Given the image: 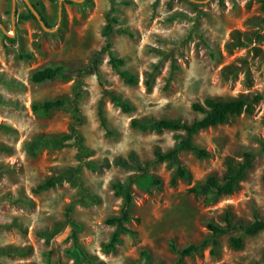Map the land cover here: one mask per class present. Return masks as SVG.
<instances>
[{"label": "rangeland", "instance_id": "374dc122", "mask_svg": "<svg viewBox=\"0 0 264 264\" xmlns=\"http://www.w3.org/2000/svg\"><path fill=\"white\" fill-rule=\"evenodd\" d=\"M110 16L117 23L106 35ZM263 18L259 0H0V264H88L75 259L71 235L94 264L137 262L142 250L150 264H174L171 244L204 241L184 264H264V229L247 235L239 228L264 219ZM110 53L123 59L120 68ZM45 66L70 73L32 81ZM254 93L262 99L250 112L193 135L209 157L183 149L158 161L155 153L171 151L179 131L132 124L190 122L201 116L192 102ZM55 98L71 104L32 109ZM63 134L71 138L59 146H36ZM246 154L250 165L232 192L204 198L188 191L210 175L223 182L228 164ZM67 169L77 170L69 177L78 186ZM49 179L56 183L41 189ZM116 184L131 193L126 208L139 221L125 225L137 239L122 233L105 252L115 228L107 220L124 201ZM70 204L74 226L65 221ZM226 216L232 229L212 246L208 224L225 227ZM233 237L242 238L239 247Z\"/></svg>", "mask_w": 264, "mask_h": 264}, {"label": "trees", "instance_id": "16d2710c", "mask_svg": "<svg viewBox=\"0 0 264 264\" xmlns=\"http://www.w3.org/2000/svg\"><path fill=\"white\" fill-rule=\"evenodd\" d=\"M261 3V8L264 10V0H259ZM70 2V1H68ZM35 7V6H34ZM36 8V7H35ZM37 10V8H36ZM35 18L32 12L28 9V16ZM42 20L45 23V20L41 16ZM264 21V18H263ZM117 23V19L114 16H110V22L106 25V35L112 31V24ZM46 24V23H45ZM125 30V29H124ZM126 32L129 31L126 29ZM22 58L29 57L30 55H20ZM109 61L115 68H120L123 65L122 58H116L111 53L109 54ZM70 73V70H67L63 66H45L43 68H39L35 70L31 74V79L34 82H43L45 80H50L56 76L67 77ZM119 75L126 81L127 83H134L135 76L129 74L124 69H118ZM262 99V96L259 93H254L253 95H240L235 98L230 99H208L204 103L200 102H192L191 107L194 111L201 114L200 117L193 118L190 122H179L175 120H167V119H153L150 117L142 118L141 120L133 119L132 124L134 126L140 127H150V128H166L174 131H179L176 134V141L174 148L166 153L156 152V160H171L174 158L176 152L189 149L195 153V155L199 158L209 157L210 152H208L205 148L197 145L193 141V135L202 129H206L209 127L216 126L218 124L224 123L228 118L232 116L240 115L243 112H250L253 108V105ZM71 102L69 98H55L48 99L42 102H37L32 104V109L34 111L48 112L54 108H60L64 106H70ZM72 108V107H71ZM73 117L76 121L77 118V108L73 107L72 109ZM71 133L75 134L76 130L74 126L71 127ZM181 132V133H180ZM71 138L69 134H63L61 136H55L50 138H43L37 142V145L41 146H59L64 141ZM246 160L237 161L234 163H230L227 166V174L223 182H219L213 175L208 176L203 183H198L193 187L188 189L189 192H193L198 197L207 198L208 195L211 197H216L222 193H230L232 192L237 182L240 180L243 172L250 165L251 155H245ZM179 173L181 175L186 174L184 169L179 168ZM74 172H77L76 169H67L66 173L68 177L72 175ZM71 179V184L74 186H78L79 180L77 176L69 177ZM56 183V180L49 179L40 185V188H48L52 187ZM171 183H175V177L171 178ZM115 187L117 191L122 193L124 196L123 205L120 209V214L118 216L112 217L108 219L107 222L114 224L115 228L112 231L109 240L103 244V250L105 252L113 251L116 249L117 244L120 241V234L127 233L134 240L137 239V231L135 229L128 228L125 224L131 220L136 222L139 221L137 217L132 216L127 210L126 206L130 203L131 193L127 185L116 184ZM202 187L206 189L203 190ZM207 194V195H206ZM72 204H70L65 213V221L74 226L75 223L71 216ZM209 229L212 231V246H215L216 234H225L229 232L231 227V222L228 216L225 217V227L217 226L214 224H208ZM240 229L243 230L244 234L253 235L260 230L264 229V219L256 218L253 222L248 225H240ZM73 234V233H72ZM74 238V251L73 255L75 259H83L88 262V264H94V262L88 257V255L81 249V247L76 243V237L71 235ZM232 244L235 247H239L242 242L241 237H233L231 239ZM207 241H204L200 244L191 243L181 249L177 248L175 245L171 244L172 250H175L179 254V258L174 262V264H184L182 261L183 256H189L192 253L198 251L201 246H204ZM212 252V250H211ZM141 260L137 262H126L125 264H150V256L147 251L142 250L140 252Z\"/></svg>", "mask_w": 264, "mask_h": 264}, {"label": "water", "instance_id": "95a60500", "mask_svg": "<svg viewBox=\"0 0 264 264\" xmlns=\"http://www.w3.org/2000/svg\"><path fill=\"white\" fill-rule=\"evenodd\" d=\"M29 5V4H28ZM29 8L31 9V11L33 12V14L35 15V17L39 20V22L43 25V21L42 19L40 18V15L34 10V8L29 5Z\"/></svg>", "mask_w": 264, "mask_h": 264}]
</instances>
